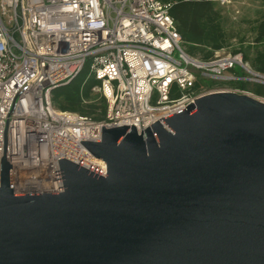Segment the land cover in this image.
<instances>
[{
    "label": "water",
    "instance_id": "obj_1",
    "mask_svg": "<svg viewBox=\"0 0 264 264\" xmlns=\"http://www.w3.org/2000/svg\"><path fill=\"white\" fill-rule=\"evenodd\" d=\"M194 101L142 132L102 125L81 142L107 170L59 158V193H14L5 153L0 264H264V99Z\"/></svg>",
    "mask_w": 264,
    "mask_h": 264
},
{
    "label": "built area",
    "instance_id": "obj_2",
    "mask_svg": "<svg viewBox=\"0 0 264 264\" xmlns=\"http://www.w3.org/2000/svg\"><path fill=\"white\" fill-rule=\"evenodd\" d=\"M169 9L161 0H0V160L6 153L12 164L14 193L62 191L66 155L106 171L81 142L101 141L102 125L142 132L205 94L255 95L217 83L238 79V66L244 79L264 74L242 53L191 56ZM87 62L109 103L100 122L52 104L53 89Z\"/></svg>",
    "mask_w": 264,
    "mask_h": 264
},
{
    "label": "trees",
    "instance_id": "obj_3",
    "mask_svg": "<svg viewBox=\"0 0 264 264\" xmlns=\"http://www.w3.org/2000/svg\"><path fill=\"white\" fill-rule=\"evenodd\" d=\"M161 1L170 4L169 13L191 56L213 58L217 51L229 48L234 44L233 39L237 38L239 45L231 52L242 53L252 70L264 74V9L258 10L256 19L246 20L249 28L244 33H235L227 26V18L221 8L225 4L218 0ZM232 70L238 79L217 84L249 90L264 97V83L244 79L250 74L239 66ZM100 86L101 80L90 73V62H87L77 77L53 89L52 104L61 111L76 112L100 122L107 118L109 109L107 97L102 90H98ZM175 89L171 99L180 96Z\"/></svg>",
    "mask_w": 264,
    "mask_h": 264
},
{
    "label": "rangeland",
    "instance_id": "obj_4",
    "mask_svg": "<svg viewBox=\"0 0 264 264\" xmlns=\"http://www.w3.org/2000/svg\"><path fill=\"white\" fill-rule=\"evenodd\" d=\"M221 8L226 15L227 26H230L235 33H244L249 28L246 20H253L258 17V10L264 9V0H229ZM233 43L229 48L218 53H230L234 47L239 45L237 38L233 39Z\"/></svg>",
    "mask_w": 264,
    "mask_h": 264
}]
</instances>
